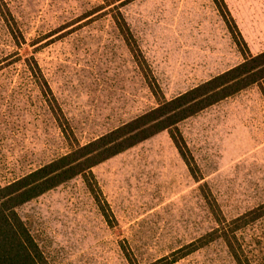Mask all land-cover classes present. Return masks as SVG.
I'll return each instance as SVG.
<instances>
[{"label":"rangeland","instance_id":"obj_1","mask_svg":"<svg viewBox=\"0 0 264 264\" xmlns=\"http://www.w3.org/2000/svg\"><path fill=\"white\" fill-rule=\"evenodd\" d=\"M224 1L249 52L263 51L264 0ZM242 58L212 0H0V184L70 150L59 109L83 144L156 106L150 83L169 99ZM177 127L193 175L167 130L92 167L112 225L79 175L17 207L50 264H149L215 227L205 196L227 219L264 201L257 85ZM238 236L264 264V217ZM172 264L235 262L215 239Z\"/></svg>","mask_w":264,"mask_h":264},{"label":"trees","instance_id":"obj_2","mask_svg":"<svg viewBox=\"0 0 264 264\" xmlns=\"http://www.w3.org/2000/svg\"><path fill=\"white\" fill-rule=\"evenodd\" d=\"M212 1L231 32L233 41L242 54V61L169 99L161 94L157 85L149 82V87L157 99L156 106L83 144L77 142L69 127L68 130L64 128L60 119L62 117L65 120V118L58 108L55 119L71 146L70 150L9 183L0 184V264H50L19 216L17 212L19 205L79 175L105 221L112 225L115 217L92 172L93 166L162 130H167L174 146L193 175L192 158L186 154V144L177 124L252 85H257L264 97V50L256 54L250 53L225 1ZM119 29L131 52L137 58L141 52L137 46H131L129 41L131 33L128 27L125 23L124 25L119 23ZM32 72H38L44 79L35 61ZM47 88L51 102L55 103L48 86ZM49 104L51 105L50 101ZM205 200L216 224L215 227L174 250L168 256H163L149 264H172L215 239H221L225 243L235 264H252L239 239L238 231L264 217V201L242 214L227 219L211 194L209 198L205 196ZM129 263L133 264L130 259Z\"/></svg>","mask_w":264,"mask_h":264}]
</instances>
